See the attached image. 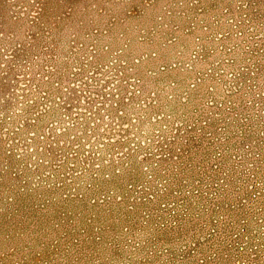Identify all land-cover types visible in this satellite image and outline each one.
<instances>
[{
    "label": "rangeland",
    "instance_id": "rangeland-1",
    "mask_svg": "<svg viewBox=\"0 0 264 264\" xmlns=\"http://www.w3.org/2000/svg\"><path fill=\"white\" fill-rule=\"evenodd\" d=\"M0 264H264V0H0Z\"/></svg>",
    "mask_w": 264,
    "mask_h": 264
}]
</instances>
